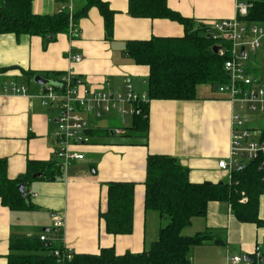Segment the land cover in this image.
<instances>
[{
    "label": "crops",
    "instance_id": "0c3cea01",
    "mask_svg": "<svg viewBox=\"0 0 264 264\" xmlns=\"http://www.w3.org/2000/svg\"><path fill=\"white\" fill-rule=\"evenodd\" d=\"M102 1L114 13L111 40L105 36L103 18L96 7H90L79 20L76 35L58 34L46 45L37 36L0 35V82L17 81L27 88L26 95H0V159L6 161L8 179L23 176L28 161L56 159L58 149L53 137L57 113L41 105L38 95L42 86L27 79L23 72L54 81L71 72L78 81L94 89L104 87L108 81L111 90L121 91L126 83L132 86L131 80L146 84L148 76L147 66L134 64L124 54L127 42L184 35L183 26L175 21L132 17L128 12L129 0ZM74 2L32 0L31 10L36 15L73 12L85 0L76 5ZM245 2L166 0V5L196 27L207 28L213 22L234 19L236 5ZM75 56L81 60L74 62ZM146 92L147 85L141 94ZM232 111L228 95L214 90L210 84L197 85L195 98L190 101H150L145 145L130 140L129 144L107 127H97L94 119L101 116L93 119L83 114L89 141L71 147L84 156L83 160L63 167L61 179L29 182L24 187L29 196L27 209L10 210L0 201V264H7L12 240L37 241L43 234L54 247H68L74 254L97 255L108 248H113L117 256L147 251L162 225L156 212L144 209L147 156L176 159L187 169L192 184L228 183V174L217 165L229 156ZM119 121L126 132L131 119L129 124L125 118ZM90 133L96 136L90 137ZM111 183L133 185L129 235L106 233L104 220L100 218L106 209ZM54 217L64 221L60 238L51 232ZM257 217L264 222V190L258 198ZM185 228V233L182 230L185 236L206 233L210 237L205 244L190 250L193 264H228L233 257H241L240 264H264V224L239 221L229 203L209 202L205 215L194 217ZM256 247L261 257L255 256Z\"/></svg>",
    "mask_w": 264,
    "mask_h": 264
},
{
    "label": "trees",
    "instance_id": "16d2710c",
    "mask_svg": "<svg viewBox=\"0 0 264 264\" xmlns=\"http://www.w3.org/2000/svg\"><path fill=\"white\" fill-rule=\"evenodd\" d=\"M31 2L0 0V35L37 36L46 45L53 42L58 34H69L72 26L77 28L87 10L96 7L103 18L105 36L107 40L112 39L114 13L102 0H85L81 8L73 10L71 19L66 10L52 15L33 14ZM245 3L248 5L247 14L239 17V20L246 24L264 23V0H246ZM128 12L134 18L169 19L184 28V35L180 38L152 37L146 41H129L125 45L124 54L134 64L148 67L145 81L148 103L135 104L139 113L132 116L131 125L119 137L126 142L130 140L145 145L150 101H190L195 98L197 85L220 86L226 83L228 76L223 66L228 56L214 54L212 47L217 42L213 41L211 33L171 11L166 0H129ZM220 44L227 46L226 43ZM22 74L30 81L36 76L33 72ZM260 131L264 139V128ZM104 134L109 135L108 132ZM92 135L96 136L90 133V137ZM63 170V163L57 157L49 161H28L25 174L10 180L6 176V161L0 159L1 204L10 210L29 208L26 189L28 201L24 200L18 186L25 187L32 180L56 181L62 178ZM144 186V209L156 212L162 222L156 240L147 251L117 256L113 248L101 249L97 255L75 254L70 262L64 264H193L190 250L205 244L210 237L206 233L185 236L182 230L194 217L205 215L209 202L229 203L241 222L264 224L257 217L258 198L264 190L258 162L247 163L244 168L234 171L231 184H192L188 180L187 169L176 159L165 155H148ZM132 199L131 183L108 185L106 209L100 214L106 233L117 236L132 232ZM62 248L40 239L12 240L7 264H57L51 252ZM44 251L48 254L42 253Z\"/></svg>",
    "mask_w": 264,
    "mask_h": 264
},
{
    "label": "built area",
    "instance_id": "2783aa9c",
    "mask_svg": "<svg viewBox=\"0 0 264 264\" xmlns=\"http://www.w3.org/2000/svg\"><path fill=\"white\" fill-rule=\"evenodd\" d=\"M246 3L236 5V17L231 20L216 21L206 28L211 33L213 41L219 43L217 54L225 55L228 59L224 62V70L228 76L227 82L217 86L219 93H225L232 105V128L229 156L226 160L218 162V168L228 174V184H231L232 173L244 168L247 163L258 162V171L264 183V139L261 131L256 130L249 114L264 117V82L261 75H255L252 58H260V51L264 48V23L246 24L239 20L247 14ZM70 19L72 12L69 11ZM77 34V28L71 27L70 36ZM221 43H226L223 46ZM80 56H75L73 61L79 62ZM264 62V59H263ZM261 68V67H260ZM259 68V70H260ZM56 87H42L38 95L44 107L52 108L57 113L55 118L56 131L53 134L58 145L55 156L66 167L72 161H81L84 156L71 149L73 146L84 145L89 139L85 135V121L83 114L99 117L113 115L123 122L127 116L138 114L135 104L148 103L146 94H137L129 83L121 91L109 88L105 81L104 87L94 89L78 81L76 75L67 72L55 81ZM26 95L27 88L17 81L0 82V95ZM114 135H123L121 128L110 130ZM64 221L54 217L51 232L56 238L63 234ZM40 241L49 242L45 234L40 236ZM51 254L57 264L70 262L74 252L68 248L53 249ZM255 256L261 257L259 248H255ZM241 257L229 259L228 264H240Z\"/></svg>",
    "mask_w": 264,
    "mask_h": 264
},
{
    "label": "rangeland",
    "instance_id": "374dc122",
    "mask_svg": "<svg viewBox=\"0 0 264 264\" xmlns=\"http://www.w3.org/2000/svg\"><path fill=\"white\" fill-rule=\"evenodd\" d=\"M74 5L77 4L78 1L80 0H74ZM242 1H246V0H242ZM66 4H69V2H67ZM219 44V43H217ZM261 57L260 58H252V65L255 68V75H261V80L264 82V62L261 65L262 60L264 59V48L260 51ZM263 58V59H262ZM261 67V69L259 70V68ZM131 84L133 86V90L138 93L141 94L142 91H145L146 89V84L142 83V81H133L131 80ZM249 116L251 119H255V122L251 124V126H253L256 130H261L264 128V117H260L258 118L257 115L254 114H249L248 112H246V116ZM92 118L94 119V117L92 116ZM130 116L125 117V121L127 124L130 123ZM95 120V124L97 127L101 128V127H107L110 130H114L116 128H124V124L122 125L121 122L119 121V119L113 115H102L99 118L94 119ZM56 131V129H55ZM186 229V228H184ZM184 233L187 230H183ZM189 231V230H188ZM184 235V234H183ZM44 254H48V252L44 251L42 252ZM50 253V252H49ZM258 264H263V263H259Z\"/></svg>",
    "mask_w": 264,
    "mask_h": 264
},
{
    "label": "water",
    "instance_id": "95a60500",
    "mask_svg": "<svg viewBox=\"0 0 264 264\" xmlns=\"http://www.w3.org/2000/svg\"><path fill=\"white\" fill-rule=\"evenodd\" d=\"M65 1L69 2L70 0H65ZM218 49H219V47L215 45V46L212 47V52L214 54H217ZM33 82L35 84H37V85H41L42 87H56L57 86V84L54 81H52L50 79H45V78H43L40 75L34 76ZM216 88H217V86H214V90H216ZM18 190L20 191V193H21L22 197L24 198V200L28 201L25 188L22 185H19L18 186ZM243 260H245V259L243 258Z\"/></svg>",
    "mask_w": 264,
    "mask_h": 264
}]
</instances>
